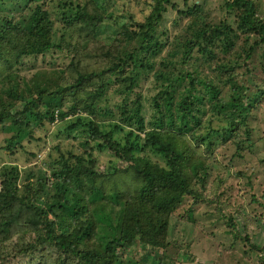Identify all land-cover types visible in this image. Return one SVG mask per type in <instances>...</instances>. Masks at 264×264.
<instances>
[{"label": "trees", "instance_id": "trees-1", "mask_svg": "<svg viewBox=\"0 0 264 264\" xmlns=\"http://www.w3.org/2000/svg\"><path fill=\"white\" fill-rule=\"evenodd\" d=\"M170 1L156 0L146 22L135 24L137 29L119 25L116 33L127 47L106 53L108 61L112 57L108 69L88 75L75 70V83L59 85L63 72L54 69L55 63L45 66L48 54L60 50L47 9L50 0H27L21 11L15 10L12 0H0V6L13 5L9 14L0 9V125L10 135L5 149L23 148L24 140L55 122L65 123L59 136L77 142L67 151L53 147L57 156L48 154L45 171L25 174L22 182L18 167H0V264H164L158 254L166 245L169 217L192 195L194 179L200 180L206 171L198 159L197 166L185 170L192 150L178 151L173 137L191 135L196 146L210 152L216 132L204 136L201 132L208 111L226 118L227 127L219 131L221 141L240 130L249 135L248 119L264 90L250 80L258 91L248 93L250 88L236 81L237 63L217 65L215 78L219 81L223 74L224 82L219 81L223 86L178 68L192 61L194 52L212 60L211 48L218 41L223 50H230L234 40L226 28L193 32L191 25L198 22L193 21L187 25L190 38L174 41L169 53L173 60H160L164 45L155 35L156 24ZM64 2L76 10L67 25L80 23L93 32L99 28L86 7L72 5L73 0ZM235 3L245 8L239 30L259 35L264 49V21L256 19L250 2ZM194 11L200 12L198 7L177 10L174 20L189 18ZM252 50L246 52L247 59ZM157 60L162 70H155ZM37 65L47 74L35 73L27 82L24 73L39 72ZM125 67L130 70L127 78L121 76ZM91 76L97 81L85 88L83 83ZM151 77L158 91L150 100L151 118L146 124L142 97L135 89ZM49 85L56 88L50 90ZM181 87L184 91H179ZM110 88L113 99L122 97L120 102L111 103ZM132 95L136 96L130 100ZM201 106L207 108L203 114ZM99 156L106 162L101 163ZM125 162L132 168L128 179L140 180L133 193L125 179L127 168L119 166ZM136 246L142 249L136 252L140 259L127 258Z\"/></svg>", "mask_w": 264, "mask_h": 264}, {"label": "rangeland", "instance_id": "rangeland-1", "mask_svg": "<svg viewBox=\"0 0 264 264\" xmlns=\"http://www.w3.org/2000/svg\"><path fill=\"white\" fill-rule=\"evenodd\" d=\"M12 1L15 10L21 11L27 0ZM64 1L50 0L47 4L50 19L54 24L53 38L60 45V50L55 48L48 54L45 66L48 62L55 63L54 69L63 72L64 79L63 81L58 79L59 85L75 83L77 79L75 70L82 75H88L92 71L100 72L108 69L112 57L108 61L106 53L118 47L119 50L127 47L120 33L118 35L116 33L119 25L126 24L128 29H137L135 24L146 22L156 4V0H73L72 5L84 6L92 16L96 17L94 22L99 28L93 32L85 29L80 23L70 26L66 24L76 15V10L68 7ZM235 1L171 0L156 24V34L154 33L164 45L159 55L160 60H173L170 54L175 48L174 41L177 40L179 43L183 42L184 38H190L191 30L187 25H191L193 21H198L191 25L194 27L193 32L224 27L228 31L229 38L234 40L230 50H223L222 43L218 41L215 43L216 47L211 48L214 53L212 60H207V57L204 59L201 53L194 52V57L200 58L201 55L202 60L194 61L193 57L188 64L178 68L195 72L196 75L198 73L199 79L203 81L209 79L217 84L219 81L224 82L225 78L223 74L220 75L221 80L215 78L218 74L217 65L232 66L237 63L236 81L249 87L248 93L254 94L258 91V88L249 84L250 80L264 90L263 43L259 35H249L239 30L240 17L245 12V8L236 7ZM243 1L250 2L256 19L264 21V0ZM228 5L235 7L230 8ZM195 7H198L200 12L194 11L193 16L184 20L179 19L177 22L174 20L177 10L185 11ZM0 9L9 14L13 5L4 2ZM134 45L135 42L132 47ZM249 47L253 50L251 57L247 59L246 52ZM38 63L43 66L41 58L38 59ZM40 66L37 65L39 72L34 69L24 73L27 82H30L35 73L47 74ZM159 69L162 70V67L157 60L155 70ZM129 71L125 67L121 76L127 78ZM59 74L61 72L57 76ZM176 75L179 77L180 72ZM90 78L83 83L85 88L97 81L96 77ZM221 82L218 86H223ZM49 86L50 90L56 88L54 85ZM197 89L200 90V87ZM135 91L142 97V115L147 124L151 118L150 100L158 91L156 81L154 82V78L151 77L149 81L140 83ZM179 91L184 89L181 87ZM112 93L113 88H110L109 100L112 104L122 100V97L113 99ZM135 96H129V99H134ZM205 108L201 106L202 114L206 112L207 108ZM202 118L203 136L209 131L216 132L213 134V148L210 152L204 147L196 146L192 142L191 135L183 138L177 135L173 137L174 144L179 148L178 151L184 153L189 148L192 150L190 152L193 158L190 157L191 159L187 161L185 170L197 166L199 162L195 160L198 159L201 163L204 162L206 171L202 172L200 180L194 179L191 186L192 195L186 196L181 205L170 215L166 245L158 255L164 264H264V250L261 251L264 247V97L248 119L249 135L240 130L223 142L219 131L227 127L226 118L220 115L212 116L209 111ZM64 125L65 123L62 122H55L54 125L46 123L43 129H38L32 139L23 141V148H17L12 152L5 149L10 135L4 133L3 125H0V167L3 165L18 167L17 171L21 174H19L20 182L24 181L25 174L45 171L43 165L47 161L48 154L51 153L53 158L57 156L52 150L53 147L58 145L62 151H67L66 149L70 150L77 146L76 141L59 136V131ZM181 143L188 148L181 147ZM237 143H240L241 147H238ZM147 155L152 156L150 153ZM152 159L156 160L153 156ZM100 162L105 163L106 159L102 157ZM119 166L127 168L128 163H120ZM127 171L125 179L133 193L139 187L140 180L137 182L132 178L128 179L129 176L132 177V168H127ZM140 250L142 251L139 246L133 247L127 258L136 256L138 259L139 255L136 252Z\"/></svg>", "mask_w": 264, "mask_h": 264}]
</instances>
